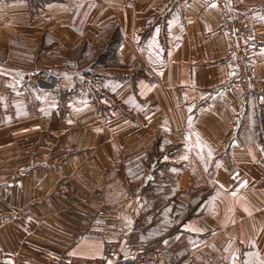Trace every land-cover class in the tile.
Masks as SVG:
<instances>
[{
  "label": "crops",
  "instance_id": "0c3cea01",
  "mask_svg": "<svg viewBox=\"0 0 264 264\" xmlns=\"http://www.w3.org/2000/svg\"><path fill=\"white\" fill-rule=\"evenodd\" d=\"M223 5L264 32V0H0L3 253L264 264V93L227 89Z\"/></svg>",
  "mask_w": 264,
  "mask_h": 264
},
{
  "label": "built area",
  "instance_id": "2783aa9c",
  "mask_svg": "<svg viewBox=\"0 0 264 264\" xmlns=\"http://www.w3.org/2000/svg\"><path fill=\"white\" fill-rule=\"evenodd\" d=\"M232 14L225 10L223 12V18L227 21L232 18ZM236 30L229 36V46L232 53L237 57V64L239 66V75L234 85L238 88H242L246 92H264V82L257 80V73L253 68L248 67L247 62L244 60V53L248 52L247 39L252 40L255 43H264V33L258 31L256 34H251L247 31L243 25L238 27L235 25ZM0 264H29L22 263L16 257L3 253L0 250ZM43 264H105L104 258H88L77 255H61L59 257L50 258ZM135 264H173V258L171 254L157 251L151 254H142L135 262Z\"/></svg>",
  "mask_w": 264,
  "mask_h": 264
},
{
  "label": "rangeland",
  "instance_id": "374dc122",
  "mask_svg": "<svg viewBox=\"0 0 264 264\" xmlns=\"http://www.w3.org/2000/svg\"><path fill=\"white\" fill-rule=\"evenodd\" d=\"M225 10L229 11L232 14V16H233L228 21L226 19L224 20V18H223V12ZM221 17H222V24H223L224 28L226 29V32H227V35H228V46L230 44L229 43V36L231 37V33H233V31L236 30L235 25H237L238 27H240V25H243L247 31L251 32V34H256L258 32L253 27L252 22L248 19V17L242 16L241 14H239L238 11H236V9L233 6H231V5L230 6L229 5H223L222 6V8H221ZM247 40H249L250 42L248 43V49H247L248 52H246V54L244 53V60L247 62L248 67L253 68V70L257 73V75H256L257 80L260 81V82H264V77L260 73V67H258V65L255 64L252 61L253 53L251 51V48L253 46H261V45H264V43L263 44L262 43H255V42H251L252 40H250V39H247ZM231 53H232V50H231ZM231 56L234 57V59H235L236 72H235V76H234L233 81L231 82V84L229 85V87L227 89L231 90V91H234V92H243V93H246V94H250V93L262 94V93H264V92H246L242 88H238V87H236L234 85V83H236L237 77L239 75V70H238L239 66L237 64V57H236L235 53L234 54L232 53ZM94 89L98 93H102L103 92V89L101 87H94ZM78 90H79V88L75 89V88H69L67 86L61 85L60 88H58L59 97H60V99L62 101L65 102V101L68 100V98L72 94V92L74 93V92H76ZM9 218L14 219V218H18V217L17 216H12V217H9ZM12 234H14V237L12 238L14 243L12 245H18L19 244L18 241L20 239H22L23 241H25L26 239H29V238H25V235L20 238L19 237V233L17 231H13ZM154 252H157V250L154 251ZM149 253H151V252H149ZM165 253H167V252H165Z\"/></svg>",
  "mask_w": 264,
  "mask_h": 264
}]
</instances>
